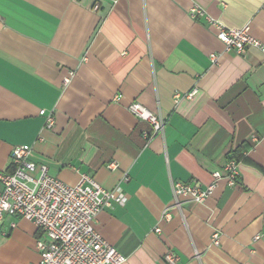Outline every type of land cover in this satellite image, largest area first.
Here are the masks:
<instances>
[{
  "label": "crops",
  "instance_id": "1",
  "mask_svg": "<svg viewBox=\"0 0 264 264\" xmlns=\"http://www.w3.org/2000/svg\"><path fill=\"white\" fill-rule=\"evenodd\" d=\"M94 2L0 0V172L28 145L68 185L89 174L120 188L125 202L93 225L122 264H167V252L178 264H264V53L226 52L206 16L189 14L198 4L264 45V0H103L97 11ZM133 102L166 118L163 134L145 138L151 127ZM41 109L53 112L51 128ZM234 151L236 186L221 179L203 203L173 206L172 180L207 186ZM41 236L6 216L0 264H39Z\"/></svg>",
  "mask_w": 264,
  "mask_h": 264
},
{
  "label": "built area",
  "instance_id": "2",
  "mask_svg": "<svg viewBox=\"0 0 264 264\" xmlns=\"http://www.w3.org/2000/svg\"><path fill=\"white\" fill-rule=\"evenodd\" d=\"M102 1L95 0L93 10H99ZM189 14L193 18L206 16L215 27L217 38L224 44L226 52L242 54L249 47H257L264 53L263 43L249 33L248 25L226 27L218 19L206 15L205 9L198 4L191 7ZM218 58L216 53L210 55L213 64L217 63ZM73 75L70 72L64 78L65 86L71 82ZM194 93L195 90L185 96L190 97ZM180 97L179 93L175 95V99ZM128 108L137 118L149 123L150 132H144L147 140L155 134L164 133L166 118L161 114L139 102L131 103ZM40 114L46 118V127L51 128L55 122L53 112L41 109ZM31 150L28 145L15 146L11 152V171L0 172V224L6 216H16L26 218L37 226L42 232L36 241L41 257L39 264H122L126 257L109 244L93 225L103 209L125 202L122 190H108L89 174H83L76 185H68L51 176L45 165L32 161ZM239 164V160L229 156L222 170L212 173L213 181L207 186L198 182L172 180L173 206L180 208L185 202L203 203L221 179H225L229 187L236 186ZM116 167V163L109 165L111 169ZM163 219H171L170 207L165 209ZM11 226L14 227L15 223ZM155 231L160 232V227H156ZM213 244H219L217 232L213 235ZM164 261L178 264L179 257L174 252H167Z\"/></svg>",
  "mask_w": 264,
  "mask_h": 264
},
{
  "label": "trees",
  "instance_id": "3",
  "mask_svg": "<svg viewBox=\"0 0 264 264\" xmlns=\"http://www.w3.org/2000/svg\"><path fill=\"white\" fill-rule=\"evenodd\" d=\"M229 156L230 157H234V158H236L239 161L241 160V158L237 155L236 151L232 152Z\"/></svg>",
  "mask_w": 264,
  "mask_h": 264
}]
</instances>
